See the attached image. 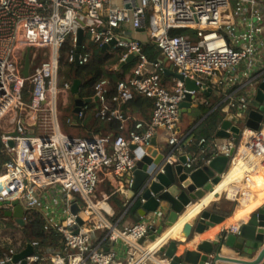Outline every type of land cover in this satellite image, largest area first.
Wrapping results in <instances>:
<instances>
[{"label": "built area", "instance_id": "2783aa9c", "mask_svg": "<svg viewBox=\"0 0 264 264\" xmlns=\"http://www.w3.org/2000/svg\"><path fill=\"white\" fill-rule=\"evenodd\" d=\"M180 28L194 30V38L171 34ZM80 29L83 41L76 58ZM68 40L70 48L64 50ZM146 42H152L161 56L150 60L144 51ZM105 44L109 45L105 51L119 55V63L134 55L130 75L115 82L108 77L98 80L93 96H79L84 103L75 113L77 118L68 116L65 121L73 126L95 102L98 118L120 121V132L69 134L63 130L60 109L68 104L69 95L74 97L75 78L64 79L62 65L78 59V66H84L93 48L102 50ZM263 48L264 0H0V141L10 155L0 174L8 176L0 201L19 200L26 210L25 221L27 211L40 212L43 230L58 233L62 240L60 248L46 247L27 257V264H156L160 248L172 239L152 251L146 249L161 236L148 239L164 218L161 207L122 227L115 210L124 217L165 165L178 163L181 157L186 158L188 174L216 156L229 157L220 181L241 160L242 178L228 182L219 200L235 207L250 201L253 176L264 174V120L259 129L244 124L237 137L215 136L210 141L215 152L200 163L201 155L191 148L204 152L206 139H197L192 125L181 130V104L188 94L191 105L206 104L205 93L218 90L223 93L219 104L224 105L225 119L245 118L264 76V64L258 62ZM38 52L44 56L40 61ZM117 69L116 64L106 66L108 72ZM187 80L197 88H188ZM137 95L152 100L147 119H135L122 108ZM161 130L167 133L168 154L155 167L148 166V180L129 196L136 164L150 155L147 150ZM13 131L17 136H11ZM10 139L12 147L7 144ZM113 179L112 189L97 196L101 182ZM73 203L80 206L77 214L71 211ZM244 222L222 231L225 236L239 234ZM143 238L146 243L139 242ZM106 241L123 242L125 258L105 250ZM18 245L3 253L0 264H21L13 262ZM32 245L35 249L39 242Z\"/></svg>", "mask_w": 264, "mask_h": 264}, {"label": "water", "instance_id": "95a60500", "mask_svg": "<svg viewBox=\"0 0 264 264\" xmlns=\"http://www.w3.org/2000/svg\"><path fill=\"white\" fill-rule=\"evenodd\" d=\"M83 41V30L78 31V46L76 48V58L81 50V44ZM114 44V42H111ZM109 48L108 44L102 47V50ZM134 60V55H130L126 62L120 63L117 68L120 69L126 63H130ZM24 69L23 74L28 76L29 74V54L25 55L23 60ZM75 65L78 66V59L75 60ZM176 69V68H175ZM167 74L171 72L166 71ZM179 78L180 75L173 73ZM81 85V79L75 78L71 92L74 95V113H78L84 103V100L79 97V89ZM187 87L196 89L194 82L187 80ZM91 98L86 99L85 102H90ZM192 96L188 94L185 100L181 104V113L186 111V107L191 106ZM255 101L260 104L258 109H252L248 114V120L246 125L259 129L262 121L264 120V76L258 83L255 95ZM125 106L123 105L122 108ZM229 129V131H228ZM241 127L237 124H233L232 121L223 120L220 128L216 132V136L220 138H227L230 135L237 137L240 134ZM11 136H17V132L10 133ZM9 147L14 145V140L10 139L7 142ZM156 139L153 138L151 146L148 148L150 155H145L140 159L133 171L134 181L129 192V196H134L143 187L145 181L149 178L147 172L148 166L155 167L164 158V154L158 153L156 149ZM134 148V146H132ZM232 149L231 153H233ZM185 157H181L180 161L175 164H166L164 172L159 173L155 180L145 187L141 195L138 196L135 203L128 210L130 214H137L139 217H145L148 213L155 211L159 206H162L166 212L163 220H161L155 232H151L148 236L149 241L155 240L157 236H160L166 229L173 228L181 215L186 211L187 207L205 196V194L213 190L214 185L221 179V174L225 172L229 165V157L216 156L211 161L197 170L191 173H187L184 163ZM145 199V202H142ZM10 206L13 211L10 210V214L15 218L16 222L23 226L25 224V208L22 206L19 200L4 202L0 201V207ZM80 206L77 203H73L71 211L77 214ZM81 222L80 219H78ZM225 221V216L212 210V207L204 208L192 221L186 222L182 229L183 239H170L167 244L160 248V256L168 260L169 264H204L210 262L211 264H264V204L255 210L249 217V219L241 225L239 234H228L227 236H219L218 240L208 241L204 240L197 245L196 250L188 248H182L181 254L177 255L179 246L186 243V240H191V236L194 233H203L210 227H214ZM75 232H77L75 230ZM140 243H145V238L140 239ZM225 245L226 247L234 250L236 256L228 257L222 256L218 251L219 247ZM215 252L213 258L210 257ZM35 253V249L31 243H29L24 249L17 252L13 257V262L21 264H27L26 258L32 256Z\"/></svg>", "mask_w": 264, "mask_h": 264}, {"label": "trees", "instance_id": "16d2710c", "mask_svg": "<svg viewBox=\"0 0 264 264\" xmlns=\"http://www.w3.org/2000/svg\"><path fill=\"white\" fill-rule=\"evenodd\" d=\"M195 31L192 29L180 28L173 29L171 31L172 35H188L191 38H194ZM67 47L64 50L69 49V40L67 41ZM144 51L148 55L150 60H153L160 55V51L156 48L152 42L144 43ZM119 65V55L118 54H109L108 51H103L101 49L95 48L93 50V54L91 59L84 66H76L74 63L68 64L66 71L63 73L64 79H73L79 78L81 79V87L79 91L80 97H91L94 95L93 86L94 84L100 80L101 78L108 77L113 82L125 78L128 74L130 75L131 69L135 65L134 62L126 63L120 69H117L113 72H108L106 70L107 65ZM207 93H205L206 97ZM73 104V100L72 103ZM210 104V105H207ZM215 102H210L202 104V108L204 109L205 114L207 116L204 120H202L194 129L192 134L200 139L204 137L206 139V144L204 146V152L201 153L200 149L196 147L191 148L193 152H197L202 157L200 163H203L204 160L209 158L214 152L215 149L212 145H210V141L216 136V131L222 124L223 120L226 118L227 113L223 111L224 105L221 104L215 109ZM152 100L143 95H137L133 100L129 101L124 107V111L130 114H137L143 116L138 117L139 119H147L149 118V112L151 113L152 108ZM67 114L64 117L73 116L77 118L76 114L73 112L72 105H68L66 108ZM98 104L93 102L92 104H88V109L85 112V115L82 119L77 120V123L73 125V127H80L86 129L88 135L101 134L106 135L108 133L118 134L120 132V121L111 120V121H101L97 116ZM1 134V133H0ZM10 160V155L6 152L4 143L0 141V174L3 171V167L6 162ZM3 175H0L2 177ZM224 199V198H221ZM220 199V200H221ZM226 201V200H225ZM221 203V204H219ZM218 204L210 205L215 209V211L225 217H229L234 210V203L229 207H226L224 201H219ZM27 219L23 226H20L15 218L10 214V210L7 207H0V223L1 221L6 222V226H15L20 228L23 238L20 240L17 251H21L24 249L29 243L37 241L39 242V246H35V252L39 253L43 248L52 247V248H60L62 247L61 236L56 232H45L43 230V217L40 212L37 211H27L26 213ZM15 243V244H17ZM13 244H8L7 241L0 240V259L4 252H6ZM40 264V263H34Z\"/></svg>", "mask_w": 264, "mask_h": 264}, {"label": "crops", "instance_id": "0c3cea01", "mask_svg": "<svg viewBox=\"0 0 264 264\" xmlns=\"http://www.w3.org/2000/svg\"><path fill=\"white\" fill-rule=\"evenodd\" d=\"M137 36L144 37V34L143 33H139V34H137ZM94 49L95 48H93V50ZM258 62H259L260 65H263L264 64V48L260 51L259 58H258ZM222 96H223V93L220 92V91H218V90L217 91H213V92H209L206 95L207 103L215 102L216 104H214V107L212 108V109H215L216 107H218L219 105H221L219 103L222 101ZM73 98H75V97L69 95L67 97L68 104H61V107L63 108V107H67L68 105H72L73 112H74L75 105H74V99ZM70 99H71V102H69ZM72 100H73V104H71L72 103ZM251 104H252L251 110L252 109H258L259 106H260V104L258 102H256L254 99H253V101H251ZM207 105H210V104H207ZM208 113L205 114L204 109L202 108V106L191 105L189 107H186V111L183 112V113H181V122L184 119V115H186L187 118H185V119H186L187 125L182 126L180 124L181 125V130L182 131H186V130H188L190 128L191 125L193 127H196L202 120L205 119V117L207 116ZM248 114H249V112H248ZM248 114L245 116V118H242L243 120H245V123L244 124H246V122L248 120ZM130 115H132V117L135 118V119H139L138 117H142L143 118V116H141L139 114H137L138 117L135 116V114H130ZM149 115H150V112H149ZM233 121H232L233 124H237V122H238V121H234V122ZM69 127H71V126H69ZM87 132H89V131H87ZM69 134H73V133H69ZM76 136H89V135L86 133V134H83V135L77 134ZM166 136H167V133L165 131H162L161 130V131H159L157 133V136L155 137L156 142H157V144H156L155 147L158 150V153L157 154L162 153V154H164V157L168 154V150H169V147H168V145L166 144V141H165ZM237 163L238 162L234 163L233 165H236ZM233 165H231V166H233ZM238 168H239V170H241V174H242V172L244 171L243 170V167L242 166H238ZM241 178H242V175H241ZM1 179H4L5 182H6L8 180V176L3 175L2 177H0V180ZM222 180L219 182L218 185H216L214 187V189L212 191H210V192H208L206 194V195H208L210 193V195H209L210 197L207 199L208 203L206 205H204L202 208L208 207L211 204H218L219 203L217 200H219V198H220V196L222 194V191L224 190V186H220ZM5 182H0V192L6 186L5 185ZM113 183L116 184V181L114 179H113V182H110V180H105V181L101 182V185H103V187L106 188L103 191L111 190L112 187H113ZM205 196L202 199H200L199 201L195 202L191 206V207H193L192 210H195V207L197 205H203V202L206 200V199H204ZM253 198H255V195L253 196ZM121 199H123L122 202H123V204H125L126 203V199H124L122 197H121ZM219 204H221V203H219ZM263 204L259 205V207L262 206ZM102 205H104V204L102 203ZM240 206L234 207V210H233L232 214L229 217H225V221L224 222H222L220 224H217L214 227H210L208 230H205L203 233H200V234L199 233H194L191 236V240H188V241L186 240V243L184 245L179 246L176 254L177 255L181 254V252H182L181 251V248H183V247L184 248L191 249V250H196L197 249V245L200 242L204 241V240L214 241V240H218L219 239V236H221V235L225 236V233H223V231H222L223 228L230 227L232 225H236L238 222H240L242 220V219H236L234 217L235 216V213L239 210ZM104 207L107 208L108 210H110V208L107 205H104ZM161 209H162V206H161ZM257 209H255V210H257ZM118 210H120V209H118ZM190 210H191V208H190ZM212 210L215 211V209H213V207H212ZM162 211L166 212L164 209H162ZM115 212L116 213H119V214H117L118 215L117 217L118 218H121V220L119 222L120 227H122L123 225H126V224H131L133 222H136V221L140 220V218H141V217H139V215H137V214H130L129 212L124 217H121L123 212H119V211H116V210H115ZM251 214H252V212H251ZM163 215L165 216L164 213H163ZM249 217H250V215L246 219L243 218V220L247 221L249 219ZM176 225L173 228H171V229H166L163 232V234L158 239H156L155 241H153L151 244L147 245L148 246L147 249L150 250V251H152L155 248H157L158 246H160L161 244H163L171 236L179 235L182 227H179V228L175 229ZM176 239H179V238H176ZM183 240H184V238H183ZM104 249L105 250H108V249L115 250L121 260H123L125 258V256H126V247H125L124 243L121 242V241L115 242V243L112 242V241H106L105 244H104ZM217 252H219L222 256H228V257H232V256L234 257V256H236V254L234 253V250H232L229 247H226L225 245L219 247V249H218ZM214 255H215V252L212 255H210V257L213 258ZM159 258H162V257L161 256L158 257V260H157L161 264H169L168 263V260L167 261L165 260L163 262ZM156 263L158 264V262H156Z\"/></svg>", "mask_w": 264, "mask_h": 264}, {"label": "bare ground", "instance_id": "6f19581e", "mask_svg": "<svg viewBox=\"0 0 264 264\" xmlns=\"http://www.w3.org/2000/svg\"><path fill=\"white\" fill-rule=\"evenodd\" d=\"M236 163V162H235ZM238 166H243L242 164V161L240 160L236 165H233L230 167V170L228 173H226V175L224 176L220 186H225L228 182H230L231 180L233 179H237V178H240L241 179V170H239ZM243 174V173H242ZM253 180L255 182V186H254V195H255V198H252L250 201H247V202H244L239 210L235 213V218L236 219H246L249 215H251V212H253L255 209H257L259 207V205L263 204L264 203V174L260 172V174H256L253 176ZM0 182H5L4 179H1ZM219 184V183H218ZM217 184V185H218ZM214 189V188H213ZM212 191V190H211ZM210 192V191H209ZM208 193V192H207ZM206 193V194H207ZM205 194V195H206ZM210 193L208 195L205 196L204 199H208L210 196ZM202 199V198H201ZM194 204V203H193ZM193 204H191L190 206L187 207L186 211L181 215L180 219L178 220L177 222V225L175 227V229H177L178 225L181 223V218L186 216L191 208ZM206 208V207H204ZM204 208H201V210L199 212L196 213L195 216H193L190 220H185L184 223H183V226L186 222H189V221H192ZM107 209V208H106ZM111 210V209H110ZM109 210V211H110ZM183 226L181 228V231L179 233V235H175V236H171L170 238H179V239H183L182 237V229H183ZM163 234V233H162ZM161 234V235H162ZM169 239V238H168ZM167 239V240H168ZM166 240V241H167ZM165 241V242H166ZM164 242V243H165ZM152 242L146 244V245H149L151 244ZM148 247V246H146ZM147 249V248H146ZM182 250V248H181ZM147 251H150L147 249ZM158 262V264L160 263L159 261H156ZM157 264V263H156ZM161 264V263H160Z\"/></svg>", "mask_w": 264, "mask_h": 264}, {"label": "rangeland", "instance_id": "374dc122", "mask_svg": "<svg viewBox=\"0 0 264 264\" xmlns=\"http://www.w3.org/2000/svg\"><path fill=\"white\" fill-rule=\"evenodd\" d=\"M40 56V52H38V60L40 61V60H42L43 59V57L44 56H41V57H39ZM166 64L167 65H170V63L169 62H166ZM66 69H67V66L65 67L64 65H62V69H61V73H62V75H63V73L66 71ZM69 102H71V99L69 100ZM66 108L67 107H61V109H60V112H61V114H60V119H61V121L63 122V129L67 132V133H73L72 135H77V134H81V135H83V134H86L87 133V131H86V129H84V128H80V127H73V126H71V127H69L67 124H66V119L64 118L65 116H66V114H67V111H66ZM185 118H187V116L186 115H184V119L182 120V122H181V125L182 126H184V125H187V122H186V119ZM244 123H245V120H243V119H241V120H239L238 122H237V125L238 126H240L241 128L244 126ZM77 131H76V130ZM79 132V133H78ZM104 135V134H103ZM104 189H106L105 187H103V185H101L100 187H99V189H98V193H97V196H99L100 197V193L104 190ZM222 201H224V205L226 206V207H229L231 204H233L232 202H229V201H225V199H221ZM221 200H219L220 202H221ZM218 201V202H219ZM212 205V204H211ZM235 205V204H234ZM6 222H4V221H1V223H0V240L1 241H7V243L8 244H13V245H18L19 243H17V242H20V240L23 238V235H22V232H21V230H20V228H17V227H15V226H11V227H9V226H6ZM15 243H17V244H15ZM41 264H46V262H43V263H41Z\"/></svg>", "mask_w": 264, "mask_h": 264}, {"label": "clouds", "instance_id": "9594fccd", "mask_svg": "<svg viewBox=\"0 0 264 264\" xmlns=\"http://www.w3.org/2000/svg\"><path fill=\"white\" fill-rule=\"evenodd\" d=\"M207 203H208V201L205 200V201L203 202V205H197V206L195 207V210H189L188 214H187L186 216H184V217L181 218V223H180L177 227H178V228H179V227H182V226H183V223H184L185 220H190V219H191L193 216H195L196 213L199 212V211L201 210V208H202L204 205H206ZM18 252H19V251H18Z\"/></svg>", "mask_w": 264, "mask_h": 264}]
</instances>
